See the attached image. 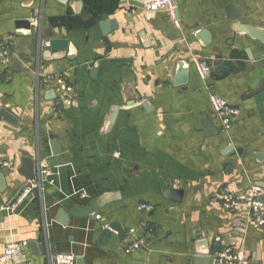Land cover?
<instances>
[{
	"label": "crops",
	"instance_id": "1",
	"mask_svg": "<svg viewBox=\"0 0 264 264\" xmlns=\"http://www.w3.org/2000/svg\"><path fill=\"white\" fill-rule=\"evenodd\" d=\"M175 3L178 26L167 11L134 0H0V108L18 118L16 125L0 121V255L8 243L27 241L18 261L33 264L61 252L74 254L75 264H222L219 236L239 243L250 264H264V226L245 205L223 204L226 191L243 198L254 184L264 188V162L237 151L264 152V42L240 28L264 30V0ZM230 4L240 18L228 17ZM19 20L32 28H17ZM103 21L117 27L104 31ZM52 38L69 39V49L48 56ZM196 58L210 64L207 78ZM180 66L187 70L182 85ZM47 76L55 79L44 84ZM60 79L72 92L58 88ZM212 93L240 109L229 131L221 129ZM25 157L38 174L40 164L52 167L56 183L45 181L1 210L30 181L20 173ZM102 196L108 202L95 213L71 214ZM142 202L153 209L139 211ZM60 209L69 214L65 225ZM144 220L154 232L146 246L125 252V239L103 243L108 224L126 232Z\"/></svg>",
	"mask_w": 264,
	"mask_h": 264
},
{
	"label": "built area",
	"instance_id": "2",
	"mask_svg": "<svg viewBox=\"0 0 264 264\" xmlns=\"http://www.w3.org/2000/svg\"><path fill=\"white\" fill-rule=\"evenodd\" d=\"M139 2L144 7L150 10H165L168 12L170 18L175 25H179V17L177 13V5L175 0H134ZM11 51L8 46H4L1 57L4 65H8L10 61ZM199 73L202 78H207L212 72V68L207 60L196 58ZM55 78L53 76H47L44 78L43 83L49 84ZM58 88L70 93L73 88L68 85L62 79L59 80ZM66 102H70L67 98ZM210 102L216 117L220 121L222 131H229L234 124L235 119L240 113V109L237 106L230 104L225 98L218 94L212 93L210 95ZM56 172L52 167L47 164H40L39 174L37 179L30 180L24 185L16 194L14 200L6 205L2 206L1 210L14 209L20 203H22L35 189H43L44 182L50 184L56 183ZM223 204L229 210H233L240 205H245L251 215L253 221L259 225L264 226V188L260 185L254 184L245 190L244 197L240 198L236 193L226 191L223 194ZM153 209V205L149 202H142L138 205V210L141 212H149ZM99 217V216H98ZM153 228L150 226L147 220L140 223L138 227H131L125 234V252H132L136 249L146 246L153 236ZM216 242L219 244V249L215 251V257L218 263L222 264H250V258L248 257L245 249L239 244H226L224 240L217 236ZM27 241H13L8 243L1 255L0 262L17 261L16 264H33L31 261L20 260L25 254V247H27ZM76 256L69 252L57 253L50 257L47 264H75Z\"/></svg>",
	"mask_w": 264,
	"mask_h": 264
},
{
	"label": "water",
	"instance_id": "3",
	"mask_svg": "<svg viewBox=\"0 0 264 264\" xmlns=\"http://www.w3.org/2000/svg\"><path fill=\"white\" fill-rule=\"evenodd\" d=\"M60 1L66 2L67 0H60ZM227 12H228V17L230 19L240 18V14L234 10L232 4H230L228 6ZM110 23L112 24L113 28L117 27V24L115 21H112V22L103 21V23H101V25L103 26L104 31L106 29H108ZM16 26H17V28H25V29H31L32 28L30 20H19L16 22ZM240 28H241V31L246 32L251 37L258 38L262 42H264V30H260L259 28L255 27V26H251V25H247V24L241 25ZM69 44H70V42H69V39H67V38H52L49 41V48L50 49H48L46 51V53L49 56L50 50H52V51L67 50V49H69ZM101 64H102V61H99L98 65L93 70L94 74L95 73L98 74V72L100 71ZM186 82H187V70L185 68H183L182 66H180L177 83L182 85V84H185ZM117 111H118V107L115 106L113 108V112L109 118L110 123L114 122ZM0 121H5V122H8L9 124L16 125L18 123V118L13 113H11L8 109H6L5 107H1L0 108ZM206 124L210 130V133L216 132V128L210 120L206 119ZM237 151L239 154L244 155L245 157H250V158L258 160L260 162H264V152L253 151V150H243V149H238ZM53 153L55 156V163L57 165L62 164L63 161L60 158V151L58 149L57 150L55 149L53 151ZM20 173L23 174L28 180L37 179L38 172L35 168L34 160L26 158V157L23 158V165H22V168L20 170ZM4 185H5L4 175L2 173H0V188H3ZM107 202H108V199L105 196H102L101 198H99L95 202H92L86 208L74 209L71 214H73L77 217H86V216H89V215L95 213L102 205H104ZM58 213H59V216H61V218H58L60 223H62L64 225L67 224L69 221V214L67 212H65L63 209H60ZM125 234H126L125 230L117 222H114V223L108 224V226L103 229L102 234H101V239H102L103 243H107L108 239L112 237L113 241H114V245L119 246L121 240H123L125 238ZM198 258H199V260H202V261L207 260V258H205L204 256H198ZM208 258H210V257L208 256ZM77 264H82L81 258L77 259Z\"/></svg>",
	"mask_w": 264,
	"mask_h": 264
}]
</instances>
